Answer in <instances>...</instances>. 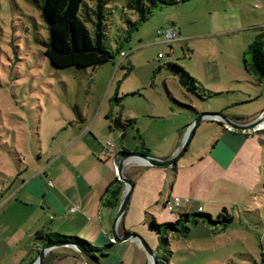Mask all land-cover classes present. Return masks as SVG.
<instances>
[{"label": "rangeland", "instance_id": "1", "mask_svg": "<svg viewBox=\"0 0 264 264\" xmlns=\"http://www.w3.org/2000/svg\"><path fill=\"white\" fill-rule=\"evenodd\" d=\"M87 2L95 8L96 0ZM125 4L126 0H113L105 17V45L117 54L113 61L97 67L58 69L44 54L42 42L48 37V29L34 1L0 0V199L13 191L15 182L16 190L22 180L28 181L41 171L49 202L43 208L37 195L21 191L17 199L32 205L24 206L16 200L23 209L20 216L0 209V259L12 256L14 264H26L23 260L35 253L33 239L41 230L71 231L82 238L93 236L88 232L94 229L95 222L88 216H75V211L63 213L53 199L59 201L67 191L79 194L84 190V177L79 185L70 184L69 179L76 180L91 162L103 167L98 157L114 164V156L123 149L139 150L142 140L156 155L170 153L185 118L172 113L168 94L185 101V94L193 95L164 70L158 72L160 66L178 63L208 89L232 91L237 103L255 98L237 106L235 110L240 114L250 115L258 105L264 110V97L256 100L254 88L248 83L231 82L227 67L232 62L241 64L252 32L258 33L255 27L264 25V0H179L156 7L146 21L133 29L127 41L125 31L130 25L126 19L135 21L137 14L124 9ZM92 18L96 19L94 13ZM87 25L93 29L92 22L87 21ZM167 26L176 27L181 39L158 43L165 40L158 30ZM121 50L127 55L117 69ZM159 52L165 57L159 58ZM233 79L244 81V76L237 74ZM195 99L202 100L199 95ZM225 99L228 97L208 101L210 107L217 109L209 111L219 112ZM118 118L121 122L135 119L136 123L123 131L114 126ZM212 126L202 123L178 160H189L198 154L205 141L208 143ZM247 133L250 140H238L237 149L231 142L220 140L223 155L231 156L225 161L226 169L218 171L212 166L201 175L194 167L178 173L171 171L170 182L178 180L175 193L188 201L174 212L163 207L169 189L166 179L163 192L157 191V200L154 192L160 185L158 180L154 176L141 177V187L131 194L126 223L149 243L157 264H264V132ZM107 141L113 146L106 147ZM210 144L212 147L213 142ZM211 160L213 157L203 161V166L211 164ZM100 199L99 196L98 202ZM149 201L152 209L162 211V215H157L159 220L173 219L181 212L200 211L199 205L214 217L217 213H231L234 220L225 230L214 231L217 233L200 223L188 236L169 235L168 241L159 245L158 236L145 231L149 226L142 224L147 211L143 204ZM117 209H109V231ZM61 246L48 249L46 256L61 251ZM136 248L131 243L116 242L107 252L111 254L100 259L105 264H117L120 259L121 264H151L148 256ZM73 250L81 257L77 264H96ZM98 254L97 259L101 256ZM72 259L69 264H73Z\"/></svg>", "mask_w": 264, "mask_h": 264}, {"label": "trees", "instance_id": "2", "mask_svg": "<svg viewBox=\"0 0 264 264\" xmlns=\"http://www.w3.org/2000/svg\"><path fill=\"white\" fill-rule=\"evenodd\" d=\"M33 1L41 10L42 17L47 25L48 37L42 44L44 46L46 58L54 67L58 69L71 66L81 68L97 67L98 65L114 60L117 55L116 52L105 45V39L108 37L105 17L106 13L112 9L109 5L113 0H96L95 8H92L87 0ZM178 1L179 0H126V4L123 6L124 9L126 8L128 11L136 13L137 19L135 21L126 19L130 25V29L125 31L124 40H129L133 29H136L140 24L146 21L156 7L173 5ZM92 13L95 14L96 19L92 18ZM87 21L93 23V29H90L89 25H87ZM255 28L258 30V33L255 32L254 39L245 49L243 59L245 68L251 74L254 81L258 84H262L264 83V25H259ZM165 67L167 69L166 73L175 77L184 91L196 96L199 95L202 99L199 101L201 103H205V101L208 102L222 94V92H212L205 89L194 76L178 63L168 62V65ZM185 95L186 97L189 96L188 94ZM168 97L171 99L175 109H181V111L188 110L190 113H196V109L192 105L175 99L170 92ZM135 123V119H128L126 122H121V118L114 120V126L117 128L122 127L124 129L123 131H125L126 126L134 125ZM111 127L113 128V126ZM124 135L125 132L122 133L121 137ZM139 146L142 148L143 152L151 154L150 150L146 148L144 140L141 141ZM17 155L19 156L18 159L21 161V154L19 151ZM123 191L124 184L116 177L102 194L101 202L110 207H118L121 202ZM233 220L234 216L231 213H218L214 217L213 214L208 212L191 211L181 212L180 215H174V218L169 220H158L154 216L147 217L144 223L148 224L150 233L158 236L160 245L168 241L169 235H176L179 237L188 236L192 228L200 223L206 224L213 230V233H217L214 231L225 230ZM34 241L36 247L34 250H36L37 253L40 251L39 248L46 243L64 242L65 245L69 243L81 244L94 256H96L95 254L101 253L100 258H103L107 254L110 255L111 253L107 252L113 249L115 245L113 236L108 239L106 244L99 246L95 241L92 242L89 238H82L80 235L42 230L36 233ZM56 257L58 261L53 264H61L60 261L65 258L64 255H57ZM31 259L33 260V258ZM98 260L103 261L102 259ZM48 261V258H46L44 264H48Z\"/></svg>", "mask_w": 264, "mask_h": 264}, {"label": "crops", "instance_id": "3", "mask_svg": "<svg viewBox=\"0 0 264 264\" xmlns=\"http://www.w3.org/2000/svg\"><path fill=\"white\" fill-rule=\"evenodd\" d=\"M174 25H175V23H173V26ZM174 29L176 30V27ZM177 32H179V31H177ZM254 37H255V32L254 33L252 32V35L250 36L251 41L254 39ZM158 43H165V41L162 40L161 42H158ZM160 53L161 52H159V54ZM164 57H165V54L163 57L159 56V58H164ZM243 58H244V54H243ZM122 59H123V57L120 59V61ZM123 62H124V60H123ZM165 66H166L165 64H164V66H160L158 72H161L162 70H164L166 72L167 69ZM227 67H228V75L232 79L231 82L236 81V82H240V83H248L251 85L252 89L254 88V91H255L254 95L256 94V100H259V99L264 97V83L258 84L254 81L251 74L245 68L244 59L241 60V64L236 65L235 62L234 63L232 62ZM237 74L243 75L244 81H239V80L233 79V77L237 76ZM167 75L173 77L170 74H167ZM198 82L205 89L210 90L212 92H215V91L205 87V84L201 83L199 80H198ZM165 85H166V83H165ZM231 93H232V91H222V94L219 97H221V96H223V98L228 97V99L223 100V103H221L222 104L221 108L218 109V110H220L219 112L224 113L225 115H227L228 117H230L236 121L246 122L248 120H251V119L257 117L263 111V109H260V107L258 105L256 108L253 109V111L250 115L249 114L244 115V114L238 113V111L235 110L238 105H241L243 103H251L254 101L255 98H253V99L251 98L247 101H244L243 103H237L235 100H233L236 98V96H233ZM250 93L251 92H249V94ZM250 95L253 96V94H250ZM219 97L215 98L214 101H216ZM177 99L183 103H189L190 105H192L196 109V113H190L188 110L187 111H181V109H175L173 107L171 99L168 100L170 102L169 107H170L172 113L173 114L174 113L179 114V115L182 114L180 117L185 118V121H184L185 123H184V125H180V127L178 128L179 136H178V138H176L175 146L170 151V153L167 155L160 156V155H156L150 151V153L154 156H158L161 158L171 157L181 147L185 133L187 131L188 125L201 112L209 111V110H217L216 108L210 107L209 102H208V104L198 102L195 99V95L188 96V98H187L188 100H186V101L181 99V98H178V97H177ZM229 99H231V100H229ZM83 120L86 121V118H83ZM202 123H209V124H212L214 126V127L212 126V128H213L212 132H210V139L209 140L207 139L208 143H207V141H205V143L202 146V149L199 150V153L196 154L194 157L190 158L189 160H184V161L178 160L177 165L174 168L160 167V166H149V165H146V164H143L140 162L128 163L125 166V174L134 181V188H133L132 193H134L138 187H141V185H142V181H141L142 178L141 177L144 175H147L149 177L154 176L158 180V183H160L159 187L156 188L154 193L157 194V191H159V193L163 192V189H162L163 183L165 182L164 179H166V185L169 186V189H166V193L164 195L165 198L168 195H179V194L175 193L176 192L175 187L177 185L178 180H176L174 182H170V180H169V176L171 175V171H175L176 173H178V171H180V169H187L189 167H194L195 169L199 170L198 175H201L204 173L205 170L209 169L212 166L216 170L222 171V170L226 169V167L228 166V164L225 161L230 159L231 156L230 155H226V156L223 155L222 149H220V144H219L220 140L225 139L226 141L231 142L233 144L234 149H237V141L238 140H244V137H247L248 140H250V138L248 137L249 133H247V131L230 129V128H227L223 123L217 122L215 120L213 121L211 119H205L196 127L195 133L192 137V140L195 137L199 128L202 127ZM262 132H264V130L256 131V133H262ZM232 138H233V142H232ZM211 142H213L212 147L210 146ZM191 143H192V141H191ZM188 147H190V145ZM139 151H142V148H140ZM211 157H213V160H211L212 163L207 165V166H203L204 164H202V162L205 161L206 159L211 158ZM114 158H115V156H114ZM98 160H99L98 162L102 163V166L104 165L103 167L100 168L96 163L91 162L89 167H87L84 171L83 170L81 171V175L80 174L77 175L76 180H74L73 178L69 179L70 184H74V183L78 182V185H79V182L81 181L82 177H84L83 178L84 180H82V181H83V185L85 188L81 185V187L84 190L80 191L79 194L74 192V191L65 192L63 190L66 194V197H61V199L59 201L56 199H53V202H54L56 208L58 210H61L63 213H67V211L71 212V209L73 207H78V209L74 212L75 216L80 217L82 219H87L86 216H88V218L91 222L92 221L95 222L94 229L89 230V232H88L90 234L94 233V234H92L93 236L91 238L90 237H85V238H89L90 241H92V242L95 241L97 243V245L103 246L104 244H106L108 242V239L112 237V231H109V229L107 228V226H109L108 221L111 220V218H112V212H111V210H109L110 206H107L105 203H103L101 201L98 202V197L99 196L101 197L102 194L105 192L106 188L109 186V184L116 179L117 173L115 171V167H114L113 163L111 164V163H109V161L102 160V159H100V157H98ZM114 161H115V159H114ZM23 165H25L29 169L31 168V166L28 164H21L22 167H23ZM49 168L50 167H48V169ZM40 172L35 173L34 174L35 176L32 177L31 179H28V181L25 179L22 180L21 185L16 190H15V188H16V182H15V185L13 186V191L11 190L12 193L7 192L6 195H3L1 197L0 209H3L4 212H6V213H9V214L11 213L12 215L20 216L19 214L21 212H23V209L19 206V203L23 204L24 206H31L32 205L29 203L27 204L24 201H21L20 199H17L18 193L21 191H25L28 194L31 193L32 196L37 195L35 197L38 198L39 200H41L40 205L43 206V208H45L44 206H47V204L49 205V202H47V200H46L48 193L44 190V184L41 181V173ZM35 177L38 178V182H34ZM176 178H177V176H176ZM80 190H81V188H80ZM164 191H165V189H164ZM123 194H124V191H123ZM123 194H122L121 200L123 198ZM157 196H158V194L155 196V199H157ZM26 197H29V196L27 195ZM131 199L132 198H130L129 205L131 203ZM16 200H18L19 203H15ZM157 200H160V199H157ZM184 203H186V202H184ZM184 205L185 204H182V206H184ZM151 206H152V204L150 201L148 203L143 204V208L147 210L145 217L142 219V224L145 226H146V223H144V220L147 217L154 216L155 218H157L158 214L162 215L161 210L152 209ZM199 206H201V205H199ZM6 207H7V209H5ZM163 207H164V205H163ZM113 208H118V207H113ZM128 211H129V206L127 207V210L121 219V228L119 229V232L121 233V235L126 233V232H132V230H133V229H129L127 226V223H126V217L128 215ZM161 220H165V219L161 217ZM144 230L149 231L148 227H145ZM51 231H55V230H51ZM58 232L69 233V234L75 235L71 231H58ZM79 235L83 236L81 234H79ZM33 242H34V247H35V241H33ZM121 243H131L134 245V249H135V247H137L136 249L139 251V253H141L142 255L144 254V256L146 254L143 247H141L140 244L138 242H136L135 240H127V241H123ZM63 247L71 248L70 246H61V248H59V249H61V251L58 250L59 251L58 252L55 250V251H53L52 254H48L45 257V260H46V258H48V260H49L48 264H53V263L57 262L58 261V258L56 257L57 255L58 256L59 255L65 256V258L60 261L61 264H69L70 259H72L73 257L76 259V260L72 259L73 264H77L78 262L81 261L80 255L78 253H76L73 250V248H71V250H67L66 248H63ZM34 249H36V247ZM34 249H32V253L33 252H35V253L32 254V256L28 255L23 260V262H25L26 264H31L35 260V258H37L38 253ZM71 251H74L76 254L74 252H71ZM146 256H147V254H146ZM31 258H33V260ZM117 258H118V255H117ZM0 260H2L0 262V264H2L3 262H4V264H14V260H13L12 256L3 257ZM117 262H118L117 264H121V263H123V260L120 259ZM102 263H103V261H102ZM103 264H105V263H103Z\"/></svg>", "mask_w": 264, "mask_h": 264}, {"label": "water", "instance_id": "4", "mask_svg": "<svg viewBox=\"0 0 264 264\" xmlns=\"http://www.w3.org/2000/svg\"><path fill=\"white\" fill-rule=\"evenodd\" d=\"M205 119L217 120L218 122H222L227 128L230 127V129L248 131L255 129L260 124H263L264 110L257 117L246 122L236 121L222 112L203 111L188 125L181 147L171 157L161 158L158 156H154L152 154H147L139 150L136 151L122 150L114 158L115 161H117V177L120 181L123 182L125 188H124L123 198L118 206L117 214L113 223V228H112L113 241L123 242L127 240H135L145 250L150 263L153 260L154 261L153 264H157V260H156L155 252L150 247L149 243L141 235L135 232H126L121 235V233L118 230L120 221L124 216L127 207L129 205L131 194L134 188L133 180L125 174V166L130 162H140L149 166H160V167H170V168L176 167L178 159L181 156H183V154L187 151L189 143L195 133L196 127ZM61 245L73 247L80 254H84L85 256L89 257L94 263L103 264L102 262H100V260H98L100 259V257H98L97 259L96 256H94L81 244L69 243L65 245L64 242L46 243L42 245L34 264H44L45 256L48 249Z\"/></svg>", "mask_w": 264, "mask_h": 264}, {"label": "built area", "instance_id": "5", "mask_svg": "<svg viewBox=\"0 0 264 264\" xmlns=\"http://www.w3.org/2000/svg\"><path fill=\"white\" fill-rule=\"evenodd\" d=\"M158 34L161 35V36H164V38H165L164 41L167 42V43H172L174 41H178V40L181 39L180 38L181 35L172 26H167V27L160 28L158 30ZM120 55H121V57H123V59L116 64V68L117 69H119L120 67H122V65L124 64L123 60H124V57L127 55V53L122 50L120 52ZM159 56L160 57H163L164 56V53H160ZM263 125H264V122H263V124L258 125L253 130L254 131L262 130V129H264V126ZM108 145L109 146H112L113 144H112L111 141H107V143H106L105 146L107 147ZM114 166H115V171L117 173V161H114ZM184 202H188V201L187 200H184L183 198H181L178 195H168L166 197V199H165L164 207L166 209L170 210L171 212H174V211L177 210V208L181 207ZM77 209H78V207H73L71 211H76ZM198 210H200V211L203 210V207L199 206L198 207Z\"/></svg>", "mask_w": 264, "mask_h": 264}, {"label": "bare ground", "instance_id": "6", "mask_svg": "<svg viewBox=\"0 0 264 264\" xmlns=\"http://www.w3.org/2000/svg\"><path fill=\"white\" fill-rule=\"evenodd\" d=\"M263 126H264V125H263ZM263 126H262V127H263ZM153 263H154V261L152 260V261H151V264H153Z\"/></svg>", "mask_w": 264, "mask_h": 264}, {"label": "clouds", "instance_id": "7", "mask_svg": "<svg viewBox=\"0 0 264 264\" xmlns=\"http://www.w3.org/2000/svg\"><path fill=\"white\" fill-rule=\"evenodd\" d=\"M264 130V129H263Z\"/></svg>", "mask_w": 264, "mask_h": 264}]
</instances>
